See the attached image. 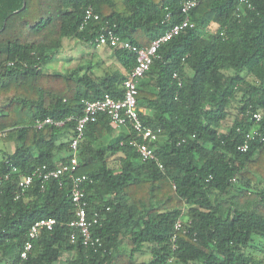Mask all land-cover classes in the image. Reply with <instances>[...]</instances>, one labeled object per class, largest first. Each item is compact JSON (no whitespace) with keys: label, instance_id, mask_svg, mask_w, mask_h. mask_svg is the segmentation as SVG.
Listing matches in <instances>:
<instances>
[{"label":"trees","instance_id":"trees-1","mask_svg":"<svg viewBox=\"0 0 264 264\" xmlns=\"http://www.w3.org/2000/svg\"><path fill=\"white\" fill-rule=\"evenodd\" d=\"M31 1L0 0V32L24 14L21 30L0 41V138L16 142L12 153L0 150V264L21 262L31 226L43 218L57 222L34 239L24 264H264V143L238 149L259 126L247 110L264 114V0H250L252 8L201 0L190 12L194 26L162 44L140 80V116L161 129L155 151L164 170L142 159L131 140L143 138L130 124L113 126L105 114L87 124L78 173L88 176V215H99L97 247L71 236L69 178L35 179L18 196L19 182L70 159L85 101L122 98L136 55L108 46L121 69L99 75L45 68L63 39L96 45L106 25L147 47L185 18L183 0H38L34 19L25 13ZM89 7L100 19L86 20ZM47 117L64 123L38 129L36 120Z\"/></svg>","mask_w":264,"mask_h":264},{"label":"built area","instance_id":"built-area-1","mask_svg":"<svg viewBox=\"0 0 264 264\" xmlns=\"http://www.w3.org/2000/svg\"><path fill=\"white\" fill-rule=\"evenodd\" d=\"M200 1L201 0H183L182 12L186 15L185 18L180 22L171 24L170 28L164 34L154 39L147 47H139L130 40L121 38L109 25L103 26L96 38V45L118 47L131 51L136 55V63L130 69L128 78L124 82V96L122 98H115L111 94L106 93L102 98L86 100L83 115L76 119V133L70 144L72 150L70 159L58 164L56 167H49L46 164L40 166L32 173L23 176L19 182L20 193L18 196L22 195L33 184L35 179H40L44 183L51 179L69 178L72 182L70 195L75 205V218L69 224L72 228L71 236L75 239L77 233L81 234L86 246L97 247L102 243L100 237L95 236L93 233L94 225L99 222V215L95 214L92 217L88 215V201L86 198V190L83 186L84 182L88 180V176L78 173L80 164L79 142L84 137L86 126L89 122L96 121L102 114L109 117L110 123L113 126L130 124L143 138V141H138L136 139L131 140V144L136 147L142 159L154 160L162 170L165 169L163 162L155 151V144L160 139L161 129L154 130L147 126L141 118V108L138 105V85L140 80L150 69L162 44L180 34L185 28L194 26L190 17V12ZM239 1L241 7L247 5L249 8H252L250 0ZM85 18L87 21L90 19L98 20L100 19V15L89 7L86 10ZM166 20L170 22V13L167 14ZM174 77H178V74L174 73ZM245 116H250L259 126L245 133L243 142L238 145V149L241 151H248L251 141L254 139H258L260 142L264 143V114L258 111L251 112V110H247ZM68 119L73 120L74 117L71 116ZM63 123V121L56 122L52 118L47 117L45 119H37L35 125L40 129L46 124L61 125ZM2 136H4V132L0 130V137ZM2 180V177H0V185L2 184ZM56 222L57 220L55 218H43L36 221L31 226L28 233V240L20 251L21 262L19 264H24L23 260L28 258L30 251L34 247V239L38 238L43 230L53 229ZM182 226V221L178 220L176 229H180Z\"/></svg>","mask_w":264,"mask_h":264},{"label":"crops","instance_id":"crops-1","mask_svg":"<svg viewBox=\"0 0 264 264\" xmlns=\"http://www.w3.org/2000/svg\"><path fill=\"white\" fill-rule=\"evenodd\" d=\"M63 43L64 42H62V46ZM86 46L87 48L84 50L85 56L83 58H78L71 52L60 54V50L63 48L62 47L58 51L54 59L47 65V67L45 68V72L50 74H66L77 67H81V72L92 69L96 74L99 75L108 72L110 70V67H112L113 70L121 69L118 59L114 56L113 51L108 46L91 45L89 43H86ZM64 48L69 49L70 45ZM61 70H65V73ZM15 147V141L4 142L0 138V150H5L9 153H12L15 150ZM65 155V152L60 153L58 156V160H60L61 157ZM118 157L119 156L116 155L113 158Z\"/></svg>","mask_w":264,"mask_h":264},{"label":"rangeland","instance_id":"rangeland-1","mask_svg":"<svg viewBox=\"0 0 264 264\" xmlns=\"http://www.w3.org/2000/svg\"><path fill=\"white\" fill-rule=\"evenodd\" d=\"M38 9H39V3H38V0H32L28 9L26 10V16H33V18L31 19H34V15H36V13H38ZM24 14L20 13V14H17L14 18H12L10 20V23L6 29L5 32H0V41H3L6 39V37L8 36H11L12 33L16 30V29H20L22 28V24H23V20H20L21 17L23 16ZM20 20V24L21 25H18L19 21ZM63 48L60 50V54H65L66 52H71L73 55H75L76 57L78 58H83L85 55H84V50L87 48L86 46V43L84 42H81L79 40H75V39H70V38H65L64 41H63ZM70 45V48H64V47H67ZM87 60V59H85ZM110 69H113L112 67H110ZM62 72L65 73V70H61ZM237 106L234 105L233 108L231 109V113H230V116L229 118L227 119V121L224 123V129L228 126H230L234 119H235V113L237 112ZM116 161L114 160L113 161V164H115ZM141 257V256H140Z\"/></svg>","mask_w":264,"mask_h":264}]
</instances>
